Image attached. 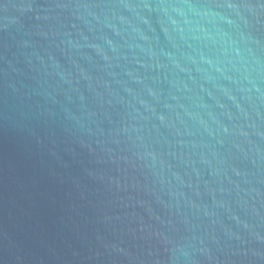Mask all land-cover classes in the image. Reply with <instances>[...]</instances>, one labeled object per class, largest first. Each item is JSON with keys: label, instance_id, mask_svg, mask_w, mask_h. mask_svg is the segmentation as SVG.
Here are the masks:
<instances>
[{"label": "water", "instance_id": "95a60500", "mask_svg": "<svg viewBox=\"0 0 264 264\" xmlns=\"http://www.w3.org/2000/svg\"><path fill=\"white\" fill-rule=\"evenodd\" d=\"M0 264H264V0H0Z\"/></svg>", "mask_w": 264, "mask_h": 264}]
</instances>
